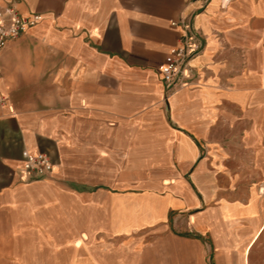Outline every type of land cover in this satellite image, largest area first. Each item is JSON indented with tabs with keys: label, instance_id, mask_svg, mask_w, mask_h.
Masks as SVG:
<instances>
[{
	"label": "crops",
	"instance_id": "1",
	"mask_svg": "<svg viewBox=\"0 0 264 264\" xmlns=\"http://www.w3.org/2000/svg\"><path fill=\"white\" fill-rule=\"evenodd\" d=\"M6 6L39 19L0 48V264H264V0Z\"/></svg>",
	"mask_w": 264,
	"mask_h": 264
},
{
	"label": "built area",
	"instance_id": "2",
	"mask_svg": "<svg viewBox=\"0 0 264 264\" xmlns=\"http://www.w3.org/2000/svg\"><path fill=\"white\" fill-rule=\"evenodd\" d=\"M229 0H224L226 4ZM38 15L23 16L12 6L0 7V48L19 36L38 21ZM180 26L182 34L179 44L170 49V59L161 67V77L168 90H175L194 85V72L191 59L203 48V39L197 34L189 20L180 19L172 22ZM52 164L46 153H26L24 155L21 174L27 176H42L50 171Z\"/></svg>",
	"mask_w": 264,
	"mask_h": 264
}]
</instances>
